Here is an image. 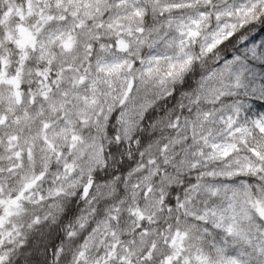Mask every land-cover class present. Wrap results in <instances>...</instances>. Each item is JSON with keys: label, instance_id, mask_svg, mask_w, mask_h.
I'll return each instance as SVG.
<instances>
[{"label": "clouds", "instance_id": "1", "mask_svg": "<svg viewBox=\"0 0 264 264\" xmlns=\"http://www.w3.org/2000/svg\"><path fill=\"white\" fill-rule=\"evenodd\" d=\"M0 264H264V0H0Z\"/></svg>", "mask_w": 264, "mask_h": 264}]
</instances>
